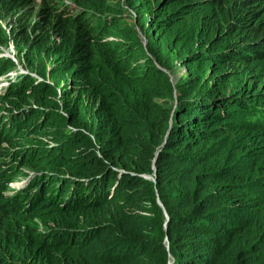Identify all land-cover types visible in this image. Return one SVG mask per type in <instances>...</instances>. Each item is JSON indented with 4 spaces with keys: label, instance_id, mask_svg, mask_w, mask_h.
<instances>
[{
    "label": "trees",
    "instance_id": "obj_1",
    "mask_svg": "<svg viewBox=\"0 0 264 264\" xmlns=\"http://www.w3.org/2000/svg\"><path fill=\"white\" fill-rule=\"evenodd\" d=\"M115 1L118 14L109 0H0V44L14 38L24 47V58L46 48L57 55L51 74L75 84L73 92L63 89L70 98L65 117L56 109H39L58 106V91L30 75L21 87L12 85L0 96L2 107L11 112V133L0 124V141L5 136L13 145L24 129L45 132L55 117L73 126L67 138L44 150L2 146L0 184L18 175L19 158L34 166L58 153L50 161L56 167L61 158L64 170L41 171L35 185L17 195L19 208L0 204V264H169L170 255L173 264H264L263 119L259 115L256 122L258 116L246 109V99L255 98L243 90L223 98L195 85L179 96L168 134L170 111L160 105L150 116L144 109L146 100L160 94V70L151 62L130 76L136 66L129 64L128 48L137 42L106 38L122 26L117 23V16H124L122 2ZM256 1L264 5V0L242 3ZM128 2L139 11L151 10L152 35L163 46L154 52L162 61L179 42L211 43L203 30L213 22L199 26L201 8L216 15L214 6L226 0ZM90 3L99 15L81 9ZM16 10L24 12L10 34L2 22ZM256 16L249 6L245 21L230 22L233 34H240L239 27L248 28L250 37L264 35V22L249 25ZM191 34V42L185 40ZM252 45L233 44L225 52H212L216 55L210 59L226 54L227 64L252 63L258 52ZM206 57L197 48L184 55L186 62ZM30 99L38 108L30 107ZM223 132L230 135L222 138ZM34 188L38 195L27 209L24 199Z\"/></svg>",
    "mask_w": 264,
    "mask_h": 264
},
{
    "label": "rangeland",
    "instance_id": "obj_2",
    "mask_svg": "<svg viewBox=\"0 0 264 264\" xmlns=\"http://www.w3.org/2000/svg\"><path fill=\"white\" fill-rule=\"evenodd\" d=\"M26 1L32 2V0ZM128 1L129 0H121L124 16H117V23L122 25L121 30L119 31L117 28H112L113 31H117L113 32V34H108L107 37L113 41L124 40L130 43L137 42L136 44H131L128 48L129 64L131 63L130 65L136 66V70L131 73L130 76L136 77L141 74L143 69L151 64V62H153L154 66L160 70L161 76L159 77V80L161 81V86L156 88V91L160 92V94L154 95L152 101L149 99L146 100L144 109L145 113L150 116H153L161 110L160 105L162 108H167L170 111L166 125V127H168V134L173 127L175 117L177 116L176 112L178 110L179 96L184 90L195 85H204L206 90L210 89L211 91L215 90L216 92L223 93V98H227L229 94H234L236 90H243L246 94L255 98L253 101L257 99L258 101L256 102V105L264 111V35L250 37L247 34L248 28L237 27L235 30H240V34L235 36L230 23L231 21L234 22V24L245 21L246 19L242 18V16L246 14L249 6L250 9L257 12L256 18L248 21L249 25H257L261 21L264 22V5L262 6V3L256 1L249 6H245L243 5L242 0H226V2L220 4L218 2L214 6V13L216 15L221 14V17L213 15L209 8H201L204 9V12L199 26L204 27L202 22L207 20L210 23L213 22L212 28L210 27L208 31L205 29L203 30L206 36L212 38V42L207 43L197 41L195 46H191L190 43L186 44L179 42L177 44V49L180 48L181 50L179 53L176 54L177 49L170 51L166 56V60L159 61L154 51L155 48L163 51V46L152 35L153 32H151V30L153 28V23H150L149 18L152 15L151 10L148 8L145 12L139 11ZM109 2L113 5L112 11L118 14L116 1L109 0ZM23 12V10L13 11V14L8 16V18L2 22L4 30L11 34L13 30L16 29L15 22ZM36 21H40V19L37 18ZM18 28L20 29V27ZM130 31H133L134 33L128 34ZM191 36L192 34L185 40L191 42ZM248 42L253 44L251 48L258 51L254 54V60L252 63H241L237 61L235 65L234 62L227 64L223 60L226 54L219 57V59L218 57H216L215 60L210 59L216 55H211L212 52H225L233 44L247 45ZM22 48L24 47L19 45L14 38L8 39V42L3 45L0 44V69L9 68L6 73L0 74V86L2 85L0 92H3V90L6 92L9 91L10 86L12 85L21 87L22 81L25 77L31 75L38 81L49 82L58 91V94L56 95L58 106L54 107L50 105L47 108L40 107L39 109L43 111H47L48 109L53 113H55L54 110L56 109L63 117L67 116L70 112L68 109L70 107V102L67 100L70 98L66 96L67 94L63 93V89L73 92L75 90V84L69 78L60 80L58 77L51 74L50 69L54 60L57 58V55H54L53 52L48 51L46 48H42L36 54L24 58ZM195 48L199 51L201 49L205 50L209 57L201 58L198 61L195 59L191 62H186L184 55L186 53H192ZM212 73L218 76V80L213 78V76H210ZM163 77L164 79H162ZM2 95L0 94V96ZM250 101V98L246 99V103ZM34 102L35 100L32 99L28 101V103L31 104L30 107L33 108L35 106V108H38L36 105H33ZM0 107V124L4 127V130H9L7 128V123L11 120V112L8 109H5V107H2L1 104ZM22 107L27 108L29 107V104ZM237 109L238 108L236 107V110ZM14 113L16 114V112ZM39 118L40 115L38 116V119ZM4 119L7 120L6 123H3ZM69 123L70 121L63 120L61 117H55V119L51 121V126L46 129L45 132L36 133L34 130L24 129V131L21 132L20 137L14 136V144L11 145L14 148H11V146L8 145V141H5L4 144L0 141V150L3 151L2 146L5 147L7 151H14L16 146L24 148L36 147L39 150L47 149L50 143L52 144V147L53 145L56 146L60 141H63L68 137L67 131L70 128H73ZM261 133L264 135V127L262 128ZM12 135H15V133H12ZM90 135L94 139V136L92 134ZM228 135H230V133L223 132L220 136L226 138ZM57 154L58 153H54L52 158H50L51 156L43 158L41 163L34 166H26V161L23 158L17 159L15 170L18 175L14 177L11 182L0 184V204L5 205L7 208H19L18 199L8 197L10 192H12V194L18 191L25 193L28 189H31V187L35 185L36 177L41 171H50L52 173H54V171L62 172L64 170V167L62 166L64 163L61 162V158L58 160L59 165L56 167L50 161ZM67 156L68 155L66 154L65 157ZM8 163L10 164L11 162ZM9 164L5 165V168H3L6 169V173L10 170ZM2 175L3 174L0 173V177ZM32 175L34 181L31 183L29 181L31 180ZM146 177L150 179L151 175H147ZM53 188L54 185L49 189ZM35 189L36 188L33 190V195L28 194L24 199V205H26L25 208L27 209H31L35 198L38 195L36 194ZM158 204L161 206L160 203ZM2 215H0V219L3 217Z\"/></svg>",
    "mask_w": 264,
    "mask_h": 264
},
{
    "label": "clouds",
    "instance_id": "obj_3",
    "mask_svg": "<svg viewBox=\"0 0 264 264\" xmlns=\"http://www.w3.org/2000/svg\"><path fill=\"white\" fill-rule=\"evenodd\" d=\"M41 1V0H40ZM71 2H73L74 4H76L75 2H74V0H72V1H70V3ZM81 9L82 10H84V11H87V12H89L90 14H93V15H99L98 14V12H96L95 10H96V6L94 5V4H92V3H90L89 4V6L88 7H84V6H82L81 7ZM100 15H102V14H100ZM115 31H117V30H115ZM115 31H113V32H115ZM105 36H106V34H105ZM106 38H107V36H106ZM2 45V44H1ZM8 69L9 68H6V69H4L2 72H0V74H4V73H6L7 71H8ZM31 76V75H30ZM35 78V77H34ZM36 79V78H35ZM37 80V79H36ZM37 82H44V81H38L37 80ZM46 82V81H45ZM49 83V82H48ZM2 89V85L0 86V90ZM6 93V91L5 90H3V92H0V94L2 95H4ZM258 100H255V101H253V100H251L250 102H248V105H247V110H249V112L250 113H254V114H256L257 116H258V121H256V122H259L260 121V117L263 119V122H262V125H261V127H264V111L260 108V107H258L257 105H256V102H257ZM259 115H260V117H259ZM4 133V132H3ZM11 140H12V136H8ZM5 141H8L9 142V145H12V143H11V141L10 140H8V139H6L5 138V136L3 137V141H1L3 144H4V142ZM146 175H148V174H144L143 176L145 177ZM17 176V175H16ZM15 176V177H16ZM152 177H154L153 175H151ZM146 178V177H145ZM33 180H34V177H33V175H32V178H31V180L29 181V182H33ZM12 181V179L11 180H9L7 183H9V182H11ZM31 186V185H30ZM29 188V187H28ZM25 190H27V189H25ZM22 191H18V192H16V193H13L12 194V192H10L9 194H8V197L9 198H16L17 197V195L19 194V193H21Z\"/></svg>",
    "mask_w": 264,
    "mask_h": 264
},
{
    "label": "water",
    "instance_id": "obj_4",
    "mask_svg": "<svg viewBox=\"0 0 264 264\" xmlns=\"http://www.w3.org/2000/svg\"><path fill=\"white\" fill-rule=\"evenodd\" d=\"M147 176V175H146ZM145 176V177H146ZM147 178V177H146ZM149 179V178H148ZM150 179L151 180H154L155 181V177H150ZM157 201H158V203H160L161 204V206L163 207V204H162V202L160 201V199L158 198L157 199ZM164 208V207H163ZM165 214H166V223H165V225H164V228L166 229L167 228V222H168V220H169V216H168V213H167V211L165 210ZM165 244H166V247L169 249V240H168V238L166 237V239H165ZM173 262H174V258H173V256L172 255H170V261H169V264H173Z\"/></svg>",
    "mask_w": 264,
    "mask_h": 264
}]
</instances>
